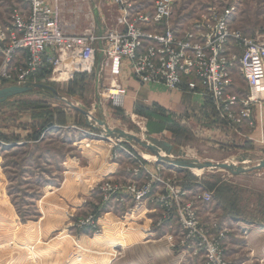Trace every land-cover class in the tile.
I'll return each mask as SVG.
<instances>
[{
	"label": "rangeland",
	"instance_id": "obj_1",
	"mask_svg": "<svg viewBox=\"0 0 264 264\" xmlns=\"http://www.w3.org/2000/svg\"><path fill=\"white\" fill-rule=\"evenodd\" d=\"M72 1L81 8L67 19L66 11L70 10ZM85 2L87 4H83ZM60 3L68 33L80 35L91 26L95 27L96 33L108 32L115 29L120 18L119 10L109 1L60 0ZM228 6L236 8L231 21L233 30L247 38L264 41V0H179L171 22L181 23V32L190 31L209 8L222 10ZM28 7L26 0H0V22L10 24L15 10L24 11ZM235 54L239 56L241 52L237 50ZM50 70L49 75L36 83L43 89L34 88L0 104V135L8 139L7 143L0 140V264L106 262V256L104 260L103 257L98 258L95 243L84 242L82 232L95 235L99 231L98 219L102 213L115 199L125 196L136 203L150 199L163 204L161 199L170 197L167 204H163L169 205L171 201L178 200V222L182 231L178 245L194 243L195 252L201 254L200 264L206 263V253L199 247V240L189 238L188 231L183 227L180 212L184 208L192 206L195 210L198 227L205 237L214 239L224 233L225 238L220 243L224 264H231L224 254L229 230L219 224L221 217L204 225L197 203L213 201L218 208V216H235L246 225L254 222L255 230H264V169H255L264 161V143L244 138L238 140L243 133L250 136L254 132L255 123L251 119L256 104L251 106V114L246 121L248 127L243 130L241 125L245 120L238 123L235 117H220L217 113L220 121L228 120V125L218 123L213 109L161 111L158 107L145 109L137 105L132 110L127 109L125 98L120 101L109 96V90L117 85L126 90L127 97L124 84L127 79H113L101 54L97 55L91 73L75 74L68 80L50 81L52 67ZM6 87L11 86L0 81V90ZM45 87L55 89L57 94ZM69 104L88 111L90 117L83 116ZM241 111L238 114L234 112L233 116L240 115ZM70 116L76 119V128L54 127L35 140L47 123L63 122ZM95 120L104 122L111 131L128 133L144 143L149 136L170 142L174 160L180 159V153H184L189 160L214 164L232 162L247 172L234 175L224 169L196 170L177 166L167 170L159 166L163 163L157 162L150 151L117 134L108 136L106 129ZM16 140H19L18 144L14 143ZM80 140H84L85 144L99 142L109 147L112 161L119 159L120 153L131 157L126 172L134 179L102 180L94 189L99 195L96 203L92 201L90 209L85 212H75L62 231L48 235L49 229L39 231L42 211L38 203L63 183L66 161L80 159L76 145ZM142 174L145 175L142 182L136 181ZM151 182L152 192L142 201L135 200L129 192L130 187L141 190ZM156 183H164L165 189L153 195ZM184 197H191L192 200L185 203L180 200ZM90 220L96 225L95 229L84 225ZM259 239L260 243H264V235ZM249 241L246 240V243ZM259 253L257 251L254 256L257 257L254 264H264V258L257 256Z\"/></svg>",
	"mask_w": 264,
	"mask_h": 264
},
{
	"label": "built area",
	"instance_id": "obj_2",
	"mask_svg": "<svg viewBox=\"0 0 264 264\" xmlns=\"http://www.w3.org/2000/svg\"><path fill=\"white\" fill-rule=\"evenodd\" d=\"M26 1L28 15L15 10L10 26L0 24V81L26 86L46 66L52 67L50 81L62 80L57 77L63 67H71L70 77L91 73L101 54L116 81L127 71L142 85H161L171 91L181 90L187 81L189 92L211 98L222 116L235 117L238 123L250 117L253 104L264 102V41L232 29L234 6L209 8L190 31L178 35L171 18L179 0H156L152 12L135 11L132 0H103L119 10L115 29L96 33L91 26L77 35L67 32L60 0ZM237 50L241 55L235 54ZM21 52L27 55L25 65L15 63ZM233 69L251 88L246 98L228 92ZM125 95L126 90L117 85L109 90L113 100L121 101ZM236 105L244 110L233 116ZM152 185L141 190L130 187L129 192L142 201L152 192ZM169 198H162L161 203L167 204ZM180 216L189 238H197L204 249L205 264H224L220 248L224 233L214 239L205 237L192 206L181 210ZM84 225L96 226L91 220Z\"/></svg>",
	"mask_w": 264,
	"mask_h": 264
},
{
	"label": "crops",
	"instance_id": "obj_3",
	"mask_svg": "<svg viewBox=\"0 0 264 264\" xmlns=\"http://www.w3.org/2000/svg\"><path fill=\"white\" fill-rule=\"evenodd\" d=\"M87 1L90 2V0ZM132 2L135 11L152 12L156 0H132ZM73 3V1L70 2V10L66 11L65 16H67V19L72 14H76L77 9L80 7V5ZM83 4H87V2ZM61 8L63 14L62 5ZM23 12L28 15L29 7ZM0 24L4 27L11 25V23L4 24L2 22ZM171 27L178 35L188 32L179 31L181 23L174 24V22H171ZM26 62V53H19L15 63L25 65ZM231 76L233 85L228 90L229 94L241 98L250 95L251 88L237 69L231 71ZM119 79H127L124 84L128 94L127 97H124V102L129 110L134 109L135 105L145 109L158 107L161 111H181L191 108L198 111L213 109V115L218 123L224 122L228 125L227 119H221L220 121L217 113L220 117L222 113L219 114L218 108L211 98L187 90V81H185V85L181 90L171 91L161 85H142L128 71ZM242 109V105H236L234 112L238 114ZM75 121L76 119L70 116L66 119L64 126H57V128H76ZM246 121L248 120L246 119L241 125L243 130L248 127ZM251 121L255 123L254 132L250 136L243 133L238 140L244 138L263 144L264 102L254 106ZM213 122L216 123L214 120ZM76 145L78 146L80 159L66 161L63 183L59 188L46 194L38 203L42 211V223H40L39 231L43 232L49 229L48 235L62 231L63 226L70 222L75 212H85L90 209L89 206L92 205L90 204L92 201L96 203L99 195L97 190L94 189L102 180L106 178L115 180L134 179L132 176L128 177L126 172V167L129 166L128 163L132 161V158L128 155L120 153L118 154L119 159L112 161L109 147L101 145L99 142L85 144L84 140H80ZM164 164L169 165L163 163L159 166L168 168L167 170L175 167L171 165L165 167ZM144 176L142 174L135 180L142 182ZM163 189H165L164 183H156L153 195H157L160 193L159 190ZM180 200L188 203L192 199L191 197H184ZM196 205L204 225L207 226L211 221L213 222L221 217V219H218L219 224L229 230L224 243V254L231 261V264H254L257 258L254 256L257 251L261 252L257 256L264 258V243H260L261 240L259 239L260 236L264 235L263 229L260 231L255 230L256 225L254 222L250 223L249 226L241 218L235 216H218V208L213 201L201 202ZM178 206V200L171 201L169 205H163L150 199H146L142 203H136L126 196L123 199H115L99 217V231L95 235L82 232L81 238L85 240L84 242L97 245L98 258L103 257L104 260V256L107 257L106 262L97 260L98 264H200L201 254L195 252L194 243H188L186 246L178 245L182 237L178 222ZM239 230L241 232L237 233ZM246 240H250L249 243H246Z\"/></svg>",
	"mask_w": 264,
	"mask_h": 264
},
{
	"label": "water",
	"instance_id": "obj_4",
	"mask_svg": "<svg viewBox=\"0 0 264 264\" xmlns=\"http://www.w3.org/2000/svg\"><path fill=\"white\" fill-rule=\"evenodd\" d=\"M38 88L43 89L44 87L42 85L37 84H29L26 86H11L6 87L4 89L0 90V104L6 102L8 99L21 95L27 92H30L32 89ZM49 90H51L53 93L57 94V91L50 87H45ZM64 100V99H63ZM67 102L66 100H64ZM68 103V102H67ZM72 109L75 111L81 113L85 117H90V113L84 109H80L72 104H69ZM99 126L104 127L106 129V132L108 136H112L113 134H117L120 138H127L131 141H135L137 144L142 146L144 149L150 151L155 157L156 161L159 163H166L171 166H177L180 168H191L196 170H218V169H224L229 171L230 173L234 175H239L246 173L247 170L237 167L234 163H220V164H214L210 161L206 162H200L199 160H189L186 159V156L184 153H180V159L174 160L172 159V151L173 146L165 141V140H159L155 137H146V143L138 139L136 136L130 135L128 133L122 132V131H111L109 128L106 127L105 123L99 120H95ZM255 169H264V161H262L258 166L255 167Z\"/></svg>",
	"mask_w": 264,
	"mask_h": 264
},
{
	"label": "trees",
	"instance_id": "obj_5",
	"mask_svg": "<svg viewBox=\"0 0 264 264\" xmlns=\"http://www.w3.org/2000/svg\"><path fill=\"white\" fill-rule=\"evenodd\" d=\"M51 67L46 66L43 70H41L37 75H35V77L33 78V83L32 84H36L38 79H41L42 77H44L45 75H49ZM77 76V75H76ZM5 82V81H4ZM7 83V82H6ZM10 85V84H9ZM12 86V85H10ZM3 104V103H2ZM66 124V119L63 122H59V121H54V122H49L47 123L40 131V133H38V135L35 136V140H39L40 136L44 133H46L47 131H49L51 128L57 127V126H64ZM0 140L4 143H7L8 139L6 137H4L3 135H0ZM14 143L18 144L19 140L14 141ZM171 167V166H170Z\"/></svg>",
	"mask_w": 264,
	"mask_h": 264
},
{
	"label": "bare ground",
	"instance_id": "obj_6",
	"mask_svg": "<svg viewBox=\"0 0 264 264\" xmlns=\"http://www.w3.org/2000/svg\"><path fill=\"white\" fill-rule=\"evenodd\" d=\"M70 71H71V69L68 70L65 67H63L62 68V73L61 74H58L57 79L60 78L62 80H66V79L68 80L70 78V76H71V72Z\"/></svg>",
	"mask_w": 264,
	"mask_h": 264
}]
</instances>
